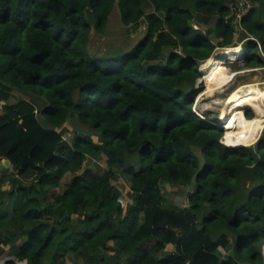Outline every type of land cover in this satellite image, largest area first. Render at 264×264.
<instances>
[{"label":"trees","instance_id":"1","mask_svg":"<svg viewBox=\"0 0 264 264\" xmlns=\"http://www.w3.org/2000/svg\"><path fill=\"white\" fill-rule=\"evenodd\" d=\"M230 1L0 0V204L13 182L15 214L30 221L20 258L54 264L67 249L113 247L128 264L262 263L264 135L235 147L193 111L199 64L237 44ZM115 9L127 30L144 22L143 35L121 53L92 51L90 31L104 33ZM253 10L239 19L247 67L264 65ZM163 180L186 190L185 207Z\"/></svg>","mask_w":264,"mask_h":264},{"label":"crops","instance_id":"2","mask_svg":"<svg viewBox=\"0 0 264 264\" xmlns=\"http://www.w3.org/2000/svg\"><path fill=\"white\" fill-rule=\"evenodd\" d=\"M239 1V0H237ZM250 3L243 8L242 12L247 11L250 7L254 8L253 10V17L257 21H260L264 24V0H262L261 3H259L257 0L251 1ZM252 38V37H250ZM245 39L244 32L242 30V27L238 25L236 27L235 33H234V42L243 43V40ZM240 48V47H237ZM237 51V50H236ZM241 51V48H240ZM259 55L264 58V53L260 50ZM239 58V57H238ZM211 59H213L211 57ZM244 64V61L242 62ZM248 70L250 72H263L264 73V65L262 66H255V67H249ZM261 72V74H262ZM255 79L258 82H251V84L258 85L261 89H264V78L260 77L258 75V72L255 74ZM260 79V80H259ZM264 91V90H263ZM15 96V94L12 95V97ZM4 102H1L0 104V114L2 113V105ZM228 106V104H227ZM244 111V110H243ZM254 117V116H253ZM247 119V118H246ZM236 127V126H230V127H224L225 130H228L229 128ZM238 128V127H237ZM83 133H88L85 129H79ZM75 129L71 128L70 130L66 131L64 134V139H66L68 142H70ZM238 132V130H237ZM89 134V133H88ZM231 144V143H230ZM3 167L8 168L7 161H2ZM23 182H29L32 178H22L18 177ZM113 183L115 186L122 191L124 195H128L130 192L129 188V182L126 178H123L122 176H115ZM170 184L166 180H163L161 182V188L162 190L168 195L169 200L172 204H174L177 207L183 208L185 207V200H186V192L185 194H179L177 192V187ZM1 189L3 191L2 193V202L0 204V211H2L4 214L3 217H1L4 221L2 224H0V264H29L27 258L23 257L20 258L19 254L21 253V249L23 244L27 241L29 236V229H24L23 227L27 226V224L30 222L26 218L18 217V211L15 214V209L20 208V193L17 190V185L13 184L11 181H6L2 184ZM176 192V193H175ZM128 202L131 201L129 197H127ZM73 223L76 226L78 231H82L84 229L83 223H82V217H76V215H72ZM152 241H148L145 244V247H150L152 244ZM111 246L113 244L109 243ZM113 247H109L106 250H103L101 248L96 247L94 250H91L89 254L82 255L83 253H79V251L73 250V249H67L65 252H61L60 255L56 258L54 264H128L127 263V257L119 255L117 251L113 250ZM173 248L171 246H167L165 251L162 253L161 256L169 253L172 251ZM219 250L223 254V256L229 254L230 247L229 248H222L219 247ZM263 260L261 264H264V248H263ZM240 264H253L248 261L239 262Z\"/></svg>","mask_w":264,"mask_h":264},{"label":"bare ground","instance_id":"3","mask_svg":"<svg viewBox=\"0 0 264 264\" xmlns=\"http://www.w3.org/2000/svg\"><path fill=\"white\" fill-rule=\"evenodd\" d=\"M225 51L228 55L226 59L221 57L210 58V62H207L200 68L203 71L202 81H204L205 88L208 89L209 93L210 91H222L224 85L233 78V73L224 67V63L226 61H238L241 51L237 47L226 49ZM263 90L255 84H244L229 92L224 99L213 97L204 105L208 108L219 106L222 103L228 104L227 107L225 106L220 109L218 115L221 121L220 124L224 130L231 125L238 127V132L234 138L235 143L231 145L248 146L254 144L257 140L262 127H264ZM246 107H251L254 110V117L247 118L245 116L243 110Z\"/></svg>","mask_w":264,"mask_h":264},{"label":"rangeland","instance_id":"4","mask_svg":"<svg viewBox=\"0 0 264 264\" xmlns=\"http://www.w3.org/2000/svg\"><path fill=\"white\" fill-rule=\"evenodd\" d=\"M150 8L151 7L146 8L147 12L150 11ZM116 13H117V10L116 9L113 10V14L111 15L109 22L106 25L104 33L94 35V33L96 32L93 29L90 31L89 35L92 36L93 40L96 42L92 51L99 52L100 54L101 53H108V54L121 53V52L128 50L143 35L145 31L144 22H142L138 26L137 29L127 30L125 26H123L120 23L118 14ZM232 46L235 47L236 45H232ZM224 54L225 53H222V56H221V58L223 59H224ZM242 62L243 61H230L226 63V66L224 65L226 69L230 70L233 73V78L230 80L231 82L229 81L226 85H224V88L222 91L220 92L210 91L209 93L208 89H206L202 83L199 85V88H198L199 92L197 93L194 99V103H193V111L197 113V115H199L202 119L207 118V117H214V121H218L217 119L219 116L218 113L220 112V109L225 106L227 107L225 103L219 104V106L217 105V106H212L208 108L205 107L204 105L211 98L219 97V98L224 99L229 94V92H231L238 86L249 84L251 82H258L255 79L256 72H258V75L261 78L262 77L264 78V73L262 71H261L262 74L259 71L250 72L248 70L249 67L245 66ZM18 98H21L20 95L15 94V96L10 98V102L16 101ZM248 110H251L255 115V112L251 107H246L244 109V112L245 111L247 112ZM70 119H73V118H70ZM70 119L68 120V122L70 126L73 127V129H75V127L77 126L76 125L77 122L75 120H70ZM222 124L224 123L222 122ZM237 130H238L237 127H232V128H229L228 130L223 129V133H226L228 137V140H227L228 143H231V144L235 143L234 138L237 133ZM262 135H264V127H262L258 135V138L255 142H257ZM98 162L101 165L105 166L104 160L101 159ZM176 191L179 192V194L181 195V194H185L186 190L184 191L177 187Z\"/></svg>","mask_w":264,"mask_h":264},{"label":"built area","instance_id":"5","mask_svg":"<svg viewBox=\"0 0 264 264\" xmlns=\"http://www.w3.org/2000/svg\"><path fill=\"white\" fill-rule=\"evenodd\" d=\"M250 3L249 0H231L229 2V6L231 7V14L235 15V26L237 27L239 24V19L241 17V14L243 13L242 10L244 7H246L248 4ZM192 26L194 28H197V25L195 23H192ZM237 46H239L241 48V55H240V59H238V61H244V49L242 47V43H238V44H235ZM234 46H221V47H216L214 49V52L213 54L210 56L212 57L213 59L217 58V57H221L222 56V53H225L224 54V59H226L228 57V55H226V49H230V48H235ZM209 58H207L206 60H204L203 62H201L198 66V70H199V77L196 79V82H195V87L196 88H199V85L202 83L203 86L205 87L204 85V81H202V77H203V71L200 69L203 65H205L207 62H210L209 61ZM230 61H226L224 63V65L226 66V63H228ZM237 74V73H236ZM231 82V81H230ZM246 113V111H245ZM197 114V113H196ZM205 121H207L208 123L212 124V125H216L218 127H221L222 128V125L220 124V120H219V116H218V121H214V117H207V118H204ZM187 205V197H186V200H185V206Z\"/></svg>","mask_w":264,"mask_h":264},{"label":"water","instance_id":"6","mask_svg":"<svg viewBox=\"0 0 264 264\" xmlns=\"http://www.w3.org/2000/svg\"><path fill=\"white\" fill-rule=\"evenodd\" d=\"M226 146H228V145H226ZM239 146H241V145H239ZM239 146H235V147H239ZM228 147H230V146H228Z\"/></svg>","mask_w":264,"mask_h":264}]
</instances>
